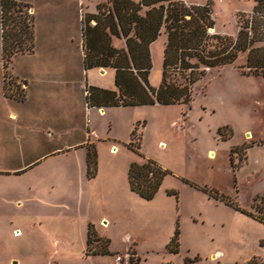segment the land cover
<instances>
[{"label": "rangeland", "instance_id": "1", "mask_svg": "<svg viewBox=\"0 0 264 264\" xmlns=\"http://www.w3.org/2000/svg\"><path fill=\"white\" fill-rule=\"evenodd\" d=\"M14 1L17 11L32 17L37 52L56 46L51 36L68 44L72 38L73 47L81 48L82 21L98 14L99 5L104 13L109 2ZM184 1L210 3L214 27L209 34L233 38L238 17L251 14L255 5L254 0ZM1 33L0 25V105L7 115L16 114L10 118L16 122L11 129L18 136L17 157L27 163L28 67L48 57L43 51L37 57L23 52L5 68ZM165 40L152 46L154 88L162 79ZM111 44L124 47L122 39ZM245 62L241 54L233 65L201 67L186 105L88 113L97 153L93 178L87 174V149L49 158L29 172L17 167L0 176V264H264V224L241 212L260 216L255 207H264L254 202L264 196V77L242 75ZM114 74V69L91 73L108 90L114 89ZM184 78L172 77L178 84H185ZM147 160L168 171L150 201L128 184L131 164ZM8 170L0 169V175ZM90 225L98 237L110 240L113 256L88 254ZM177 229L179 252L173 254L169 244Z\"/></svg>", "mask_w": 264, "mask_h": 264}, {"label": "trees", "instance_id": "2", "mask_svg": "<svg viewBox=\"0 0 264 264\" xmlns=\"http://www.w3.org/2000/svg\"><path fill=\"white\" fill-rule=\"evenodd\" d=\"M254 2L251 14L238 17L239 30L235 38L209 34L214 27L210 3L191 5L184 0H109L104 13L102 5L97 6L98 14L88 15L82 21L84 67L86 70L115 69L118 92L91 89L87 96L88 105L97 108L186 105L191 98L189 86L196 83L204 72L201 67L233 65L241 54L246 56L245 65L241 67L242 75L264 77V0ZM18 7L14 0H1L5 68L16 55L31 53L34 49L32 17L17 11ZM91 21H95L94 26L90 25ZM162 30L167 37L162 79L160 85L154 88L149 81L153 69L150 46L160 38ZM114 38L122 39L124 47L117 49L112 46ZM176 74L185 77V84L173 81L172 77ZM134 134L135 131L132 139ZM86 159L88 177L93 178L97 173V153L93 145L87 147ZM167 174V170L152 160L143 164L133 163L128 171L130 191L150 201L160 190ZM211 194L219 196L216 191H211ZM221 198L224 199L223 196ZM257 200L264 203V196L254 202ZM257 208L260 216L241 212L264 224V207ZM179 235L177 229L169 244L173 254L179 252ZM110 243L109 239L98 237L91 225L88 227L89 255L113 256L109 250Z\"/></svg>", "mask_w": 264, "mask_h": 264}, {"label": "crops", "instance_id": "3", "mask_svg": "<svg viewBox=\"0 0 264 264\" xmlns=\"http://www.w3.org/2000/svg\"><path fill=\"white\" fill-rule=\"evenodd\" d=\"M80 30L82 31V24ZM59 35L64 36V32L61 31ZM164 36L166 37V34L163 30L158 40H163ZM50 39L52 41L51 44L55 43L56 46L44 47L40 51H43V54L48 57L45 60L46 62L32 64L28 67V133H26L24 139L26 144H28V150L26 151L28 152L26 157L28 159L27 163L24 162V157L21 156L20 159L17 157L18 136L16 129H11V126L15 127L16 122L10 118L15 117L16 114L11 113L7 115L5 111H2L0 105V169H9L6 175L0 176H10L7 175L11 171L10 169L17 170V167L28 168L29 172L49 158L65 154L70 155L72 152L78 150H85L86 153L87 147L94 143L91 135L93 129L90 125L91 121L87 119V114L93 110L103 114L108 109L123 107L97 108L88 105L87 96L90 95L91 89L118 92L115 86V69L114 89L108 90L106 89V84L102 81L97 82L91 73L92 71H96L97 73L106 75L108 69L112 68L86 70L84 67V41H82L81 48H75L72 45L74 44L72 38H69V40L66 39L70 41V44L65 43V40L62 38L57 39L51 36ZM166 40L163 43L164 47ZM35 41L34 49L31 53H28V56H36L40 53L36 51ZM154 43L150 46L152 55V46ZM49 56L53 57V59L50 60ZM1 94L0 84V102ZM89 138L91 139L90 141ZM86 157L87 153L85 154V159ZM18 160L20 162L22 161V163H17Z\"/></svg>", "mask_w": 264, "mask_h": 264}, {"label": "bare ground", "instance_id": "4", "mask_svg": "<svg viewBox=\"0 0 264 264\" xmlns=\"http://www.w3.org/2000/svg\"><path fill=\"white\" fill-rule=\"evenodd\" d=\"M209 156L212 158L213 157V154H210Z\"/></svg>", "mask_w": 264, "mask_h": 264}]
</instances>
